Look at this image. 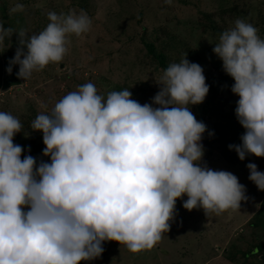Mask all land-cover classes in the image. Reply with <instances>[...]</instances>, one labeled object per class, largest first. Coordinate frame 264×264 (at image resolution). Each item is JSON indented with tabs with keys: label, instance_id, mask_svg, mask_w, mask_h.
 <instances>
[{
	"label": "clouds",
	"instance_id": "obj_1",
	"mask_svg": "<svg viewBox=\"0 0 264 264\" xmlns=\"http://www.w3.org/2000/svg\"><path fill=\"white\" fill-rule=\"evenodd\" d=\"M171 3V0H165ZM15 4L10 14L22 12ZM38 34L16 31L18 47L9 61L26 81L67 52L66 37L91 27L77 15L54 11ZM13 35L0 24V42ZM213 53L234 80L235 115L244 134L229 145L239 159L264 158V39L238 18ZM151 104H140L128 89L106 98L91 82L60 99L31 122L43 134V156L21 159L14 137L21 121L0 111V264H81L99 258L103 243L115 241L131 253L151 250L168 232L176 201L206 216L240 208L246 188L228 171L202 164L206 125L190 106L209 92L203 68L183 58L168 65ZM213 135V133H209ZM248 179L264 191V172L249 163Z\"/></svg>",
	"mask_w": 264,
	"mask_h": 264
},
{
	"label": "rangeland",
	"instance_id": "obj_2",
	"mask_svg": "<svg viewBox=\"0 0 264 264\" xmlns=\"http://www.w3.org/2000/svg\"><path fill=\"white\" fill-rule=\"evenodd\" d=\"M17 3L24 10L10 14ZM81 10L90 17L91 27L80 36L66 37L67 52L60 62H50L26 81L17 76L19 65L8 73L19 46L16 31L38 34L50 22V11L78 15ZM238 18L251 23L264 39V0H0V24L13 29V35L0 42V111L22 123L13 141L24 149L21 159L32 155L37 164L50 162L42 154L43 134L32 131L30 124L69 92L91 82L105 98L111 91L128 89L132 99L151 104L168 65L186 56L203 68L209 86L203 103L190 106L206 125L201 163L233 173L246 188L240 208L220 215L184 209L183 196L176 201L168 232L151 250L134 254L118 242L106 241L99 258L81 264L264 263V191L248 179L247 168L254 163L264 172V158L249 155L241 161L229 149L241 143L245 130L235 115L239 97L231 92L234 80L213 53V44Z\"/></svg>",
	"mask_w": 264,
	"mask_h": 264
},
{
	"label": "trees",
	"instance_id": "obj_3",
	"mask_svg": "<svg viewBox=\"0 0 264 264\" xmlns=\"http://www.w3.org/2000/svg\"><path fill=\"white\" fill-rule=\"evenodd\" d=\"M151 48L149 47L148 50H150ZM263 214H264V211H263ZM264 264V263H263Z\"/></svg>",
	"mask_w": 264,
	"mask_h": 264
}]
</instances>
